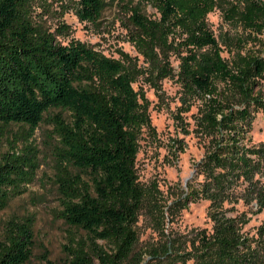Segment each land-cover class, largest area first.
Masks as SVG:
<instances>
[{"label":"trees","instance_id":"trees-1","mask_svg":"<svg viewBox=\"0 0 264 264\" xmlns=\"http://www.w3.org/2000/svg\"><path fill=\"white\" fill-rule=\"evenodd\" d=\"M230 1L225 19L236 21L246 37L261 36L263 44L258 54L237 49L227 63L206 25L219 0H0V128L33 131L53 112L47 118L52 185L55 217L70 230L67 264H123L136 243L143 191L134 160L148 118L132 84L142 72L152 85L174 79L181 103L197 104L196 133L211 140L195 169L201 181L188 184L185 195L208 202L211 224L198 239L193 264H264V143L248 144L253 114L264 119V0ZM114 4L143 67L122 52L114 59L66 39L64 13L93 24ZM50 17L56 19L51 27ZM32 154L0 152V211L32 180ZM238 204L247 210L228 215ZM246 213L263 214L251 234L242 231ZM31 224L5 223L0 264L30 261Z\"/></svg>","mask_w":264,"mask_h":264},{"label":"rangeland","instance_id":"rangeland-1","mask_svg":"<svg viewBox=\"0 0 264 264\" xmlns=\"http://www.w3.org/2000/svg\"><path fill=\"white\" fill-rule=\"evenodd\" d=\"M120 2L123 5L135 0ZM232 4L230 0H219L217 7L206 16L207 28L217 42L221 59L227 63L237 49L258 54L263 44L261 36L256 35L255 39L246 37L247 32L236 21L225 19ZM146 13L152 15L153 11L147 8ZM55 21L50 17L47 26L51 27ZM61 22L68 28L66 39L78 40L114 59L118 57L117 52H122L134 58L138 66H145L127 41L126 22L118 5L108 7L93 24L79 22L68 11L62 15ZM171 65L175 71L177 62L171 61ZM132 88L146 103L148 123L140 130L134 160V174L143 191L134 225L136 243L123 264H193L199 249L198 239L203 232H210L211 224L206 217L208 202L201 199L190 202L185 195L188 184L195 185L201 181L195 169L211 140L196 133L197 104L187 106L181 103L180 88L174 79L152 85L142 72ZM52 113L45 114L33 131L20 126L0 128V152L11 154L29 150L33 152V161L37 165L23 194L12 199L0 211V238L7 221H31L34 247L27 264H67L66 236L70 230L55 217L57 201L52 185L50 150L54 139L47 120ZM261 143H264V119L260 112H255L248 144ZM246 210L238 204L228 215L234 216ZM246 216L250 214L246 213ZM262 218L263 214L250 216L242 231L251 234ZM76 235L81 236L79 233ZM97 245L108 254L112 252L110 246L103 242L98 241Z\"/></svg>","mask_w":264,"mask_h":264}]
</instances>
